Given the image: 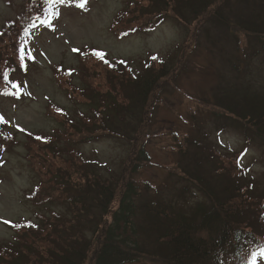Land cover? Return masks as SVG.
I'll list each match as a JSON object with an SVG mask.
<instances>
[{"label": "rangeland", "instance_id": "obj_1", "mask_svg": "<svg viewBox=\"0 0 264 264\" xmlns=\"http://www.w3.org/2000/svg\"><path fill=\"white\" fill-rule=\"evenodd\" d=\"M86 1L85 9L71 1L58 5L49 26L39 24L33 30L26 44L31 57L28 68L11 76L22 88L23 96L0 97L3 132L15 137L8 151L0 155V246L13 249L15 239L25 236L13 232L15 224L37 222L54 214L69 215L63 205L36 206L27 197L38 182L34 169L47 182L53 181L52 173L61 170L56 162L48 170L51 174L41 169L47 153L43 151L46 144L38 137L50 142L47 136L59 125L66 128L61 134L72 135L70 126L83 123L82 114L91 116L87 104L82 103L87 94L95 91L102 99L111 100L106 74L125 76L127 69L131 77L139 78L150 67L151 56L157 62L152 66L157 68L161 62L168 74L150 95L142 121L127 118L128 129L135 128L130 141L99 132L90 141L69 144L70 148L98 173L111 177L125 168L128 158L143 147L149 164L136 175L137 181L145 186L147 197L174 201L186 185L178 177L179 153L188 157L205 153L203 166L209 176L203 177L213 183L219 198L223 186L230 185L225 180L227 172L234 180L245 176V184L255 191L254 212L260 214L258 208L264 198V151L257 142L245 141L241 132L245 125L225 112L226 102L222 99H235L237 103H242V99L248 103V97L264 100V35L258 32L264 31V26L255 28L260 22V12L264 15V0H259V5L254 4L257 0H210L216 2L186 26L168 10L154 20L150 29H138L123 37L116 33L118 17L134 3L132 16L128 14L127 20L139 22L151 0ZM23 10V0H0V26L14 21ZM185 12L188 18L194 17L190 7ZM217 17L230 18L231 32L217 23ZM84 49L99 51L106 57L107 65L101 66L92 59L85 64L79 61L76 53ZM57 66L75 72L70 76L55 75ZM78 71L84 72L81 78L85 81L77 76ZM59 109L63 111L60 113ZM28 136L31 144L27 150ZM62 146L57 142L55 148ZM30 153L35 156L33 165L29 163ZM239 153L242 176L233 163ZM189 185L185 186L188 191L183 197L192 203L200 195ZM256 264H264V257H258Z\"/></svg>", "mask_w": 264, "mask_h": 264}, {"label": "trees", "instance_id": "obj_2", "mask_svg": "<svg viewBox=\"0 0 264 264\" xmlns=\"http://www.w3.org/2000/svg\"><path fill=\"white\" fill-rule=\"evenodd\" d=\"M72 1L77 4L83 2ZM23 2V12L14 21L5 22L0 28L2 97L20 96V89L13 83L10 74L27 65L29 57L23 46L33 28L39 22L47 23L54 16L55 0ZM215 2L151 0L145 9L146 13L135 23L127 20V15L132 16L130 12L134 11L133 3L127 13L118 17L116 24L119 28L116 33L124 36L138 29L148 30L154 20L161 18L162 13L168 10L174 12L186 26L206 13ZM254 4L259 5V0ZM187 7L194 14L193 18H188L185 14ZM216 21L231 32L228 29L233 24L229 17L227 20L217 17ZM262 25L264 26L263 11L260 12V22L255 28ZM258 32L264 35L263 30L258 29ZM93 51L84 49L78 52L79 61L85 64L88 59H92L101 66H106V57L103 55L104 58L101 59ZM149 61L150 67L147 66L139 78L131 77L127 69H124L125 76L110 77L112 74L107 73L105 77L111 100L102 99L101 94H96L95 91L87 94L82 103L87 104L91 116L82 114L83 119L85 118L83 123L70 126L72 135L61 134L66 128L59 125L51 136H47L50 137V142L39 138L41 143L46 144L43 145V151L47 153L41 169L46 174H51L48 170H52L56 162L61 170L59 173H52L53 181H49L52 184L50 186L41 177V172L34 169L38 182L27 197L36 206L63 205L69 215L64 217L54 214L37 222H22L12 226L14 233L22 232L25 236L21 240L15 239L13 249L0 246V264H132L139 261H148L150 264H250L252 254L264 249V198L258 208L260 214H257L254 212V189L245 184V176L234 180L228 172L225 180L230 185L223 186V195L219 198L213 183H210L209 178L203 177L209 176L206 166H203V160L207 157L205 153H193L190 157L179 153L181 159L176 164L181 175L178 177L186 185L176 194L177 201H174L160 196L147 197L145 186L137 181L136 175L149 164V157L143 147L138 149L134 157L128 158L125 168L122 167L111 177L98 173L70 148L69 144L90 141L99 132L130 141L135 128L128 129L127 118L142 121L150 95L168 74L165 64L159 62L160 65L156 68L152 66L154 62L157 63L156 59L151 56ZM74 72L75 70H64L58 66L55 75L70 76ZM76 73L80 78L85 76L84 72ZM81 79L85 81V78ZM225 99H222L226 102L225 112L245 125L241 131L245 141L257 142L264 151V100L261 102L248 97V103H244L246 99L237 103L235 99ZM57 111L61 113L63 110ZM69 122L73 124V120ZM13 138L15 139L2 133L0 126V155L8 151ZM29 139L30 137L27 139V150L31 144ZM57 142L64 144L62 149L55 148ZM131 144L134 145L135 142ZM239 155L240 153L234 157L233 163L240 171L239 176H242L244 171L239 166ZM30 157L29 163L35 164V156L30 153ZM182 159L185 161L181 163ZM188 184L200 195L192 203H187L183 197L184 192L188 191ZM181 197L183 201H179ZM258 256L261 255H256L255 261Z\"/></svg>", "mask_w": 264, "mask_h": 264}, {"label": "snow or ice", "instance_id": "obj_3", "mask_svg": "<svg viewBox=\"0 0 264 264\" xmlns=\"http://www.w3.org/2000/svg\"><path fill=\"white\" fill-rule=\"evenodd\" d=\"M49 2H53V0H49ZM55 2L63 3L64 0H55ZM47 23H51V20H49ZM73 51H77V50L74 49ZM93 54L96 55L97 57L101 58V59L104 58L103 55L99 51H95L94 50L93 51ZM153 59H155V57H153ZM2 120H3V117H0V121H2ZM38 139H39V137H38ZM256 255L264 256V249H261V250H259V252H254L252 254V259L250 261V264H255V257H256Z\"/></svg>", "mask_w": 264, "mask_h": 264}]
</instances>
